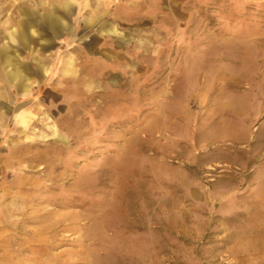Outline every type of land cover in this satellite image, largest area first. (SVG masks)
Returning a JSON list of instances; mask_svg holds the SVG:
<instances>
[{"label":"rangeland","instance_id":"obj_1","mask_svg":"<svg viewBox=\"0 0 264 264\" xmlns=\"http://www.w3.org/2000/svg\"><path fill=\"white\" fill-rule=\"evenodd\" d=\"M111 1L0 0V264H264V0Z\"/></svg>","mask_w":264,"mask_h":264},{"label":"crops","instance_id":"obj_2","mask_svg":"<svg viewBox=\"0 0 264 264\" xmlns=\"http://www.w3.org/2000/svg\"><path fill=\"white\" fill-rule=\"evenodd\" d=\"M111 2H112L111 0H101L100 4L97 5L100 8L99 9H95L96 6L91 4L92 1L89 0L90 4L88 6L92 9V11H90L91 10L90 9L89 12H90V14L92 12L93 17L95 18V21H98V23H99L98 26L97 25L94 26L93 30H94L95 33L97 32V35H99V37H103L100 34H103V32L106 30V25L102 24V23H106V21H105L106 17H108L109 15H111V13H113V10L111 9L112 8ZM119 9H120L119 6H118V8H115L114 9L115 13H120Z\"/></svg>","mask_w":264,"mask_h":264}]
</instances>
